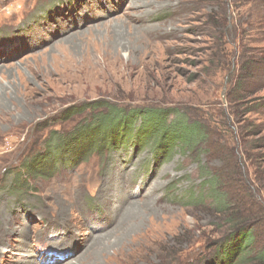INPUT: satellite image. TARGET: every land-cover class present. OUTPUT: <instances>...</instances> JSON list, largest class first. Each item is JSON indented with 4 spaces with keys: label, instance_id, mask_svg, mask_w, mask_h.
I'll list each match as a JSON object with an SVG mask.
<instances>
[{
    "label": "rangeland",
    "instance_id": "obj_1",
    "mask_svg": "<svg viewBox=\"0 0 264 264\" xmlns=\"http://www.w3.org/2000/svg\"><path fill=\"white\" fill-rule=\"evenodd\" d=\"M94 101L187 106L207 139L161 161L120 133L21 186L52 132L92 145ZM263 103L264 0H0V264L211 263L228 228L209 174L261 240Z\"/></svg>",
    "mask_w": 264,
    "mask_h": 264
},
{
    "label": "trees",
    "instance_id": "obj_2",
    "mask_svg": "<svg viewBox=\"0 0 264 264\" xmlns=\"http://www.w3.org/2000/svg\"><path fill=\"white\" fill-rule=\"evenodd\" d=\"M91 105L93 110L99 107L107 108L106 111L97 112V117L93 118L91 124L85 125L78 131V134L84 132L92 145H88L86 141L77 140L79 145H75L71 149H64V143L61 142L64 134L59 131L52 132L46 141V152L36 153L24 160L19 166H16L22 176L20 177L21 180L18 181L23 183L21 186L27 188L29 181L39 178L49 179L52 175H55L63 162L75 165L82 163L93 149L96 151L105 144L109 146L117 145V137L120 133L124 137L132 134L137 136L142 133L139 138L142 139L144 145L154 144L153 148L162 158L161 161L172 158L176 148L194 150L207 139V130L203 121L192 118L189 114L190 109L187 106L184 108H132L127 110L124 107L105 101L103 103L94 101ZM86 109L87 105L85 104L78 108L69 107L64 112L66 113L64 120H69L80 110L85 111ZM170 116H174L172 120H169ZM138 120H141V123L136 127ZM107 137L112 139L109 140ZM97 138L101 141H108V143L97 144ZM55 148L57 149L54 150ZM58 149L65 150L64 158L58 156ZM42 154L44 155L42 156ZM38 157L43 158V160L39 161L40 158ZM208 177L211 182L208 181L209 183L206 184L210 185L212 183L211 186L215 195L214 202L218 206V211L223 213L228 235L219 243V248L216 249L211 263L208 261L207 264H264V237L259 240L255 233L257 230L253 226L258 221L251 223L255 221L254 216H248V220H245L238 213H235V207L232 206L228 194L221 191L224 183L221 181L219 174H209ZM191 200L194 202L193 198ZM232 210L235 212L231 213Z\"/></svg>",
    "mask_w": 264,
    "mask_h": 264
}]
</instances>
